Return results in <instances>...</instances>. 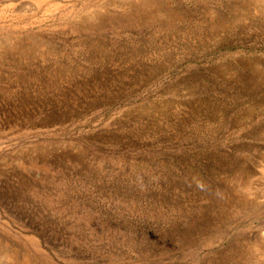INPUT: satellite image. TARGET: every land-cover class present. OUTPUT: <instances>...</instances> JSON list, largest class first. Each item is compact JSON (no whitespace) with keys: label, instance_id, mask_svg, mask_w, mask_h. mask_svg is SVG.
Listing matches in <instances>:
<instances>
[{"label":"rangeland","instance_id":"rangeland-1","mask_svg":"<svg viewBox=\"0 0 264 264\" xmlns=\"http://www.w3.org/2000/svg\"><path fill=\"white\" fill-rule=\"evenodd\" d=\"M109 1L0 0V264H264V0Z\"/></svg>","mask_w":264,"mask_h":264},{"label":"bare ground","instance_id":"bare-ground-1","mask_svg":"<svg viewBox=\"0 0 264 264\" xmlns=\"http://www.w3.org/2000/svg\"><path fill=\"white\" fill-rule=\"evenodd\" d=\"M160 3H161L160 0H111L107 4H109V5L113 4L116 8L121 9L120 12H117V13H114V14L111 13L112 15H106L105 16V15H102L101 13H99L98 11L93 10V11H91L90 13H88V14H86L84 16L82 15L83 18H81V20L78 21L77 24L81 28L89 30L91 28H94V27H97V26H100V25L109 24V23H111L113 21L114 22L115 21L120 22V21L130 20V19H133L136 16H140V15L145 16V17L152 16V18L154 17L155 20L157 18H158V20L161 19V18H164V19L165 18H169V16H167V15L166 16H162L164 14L165 10L162 8V6H161L162 4H160ZM260 12H261V10H260ZM107 16H109L110 19L107 18ZM2 254L8 259L14 257V256L12 257V252L11 251L3 252ZM231 255H233V254H231ZM24 263H25V261L22 259V263L21 264H24Z\"/></svg>","mask_w":264,"mask_h":264}]
</instances>
